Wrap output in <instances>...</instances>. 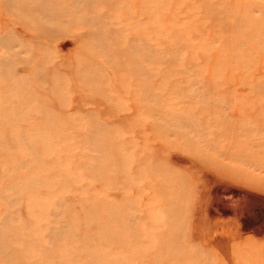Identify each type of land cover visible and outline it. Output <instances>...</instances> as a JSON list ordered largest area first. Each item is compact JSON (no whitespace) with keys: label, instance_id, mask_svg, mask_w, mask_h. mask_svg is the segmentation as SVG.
Listing matches in <instances>:
<instances>
[{"label":"rangeland","instance_id":"obj_1","mask_svg":"<svg viewBox=\"0 0 264 264\" xmlns=\"http://www.w3.org/2000/svg\"><path fill=\"white\" fill-rule=\"evenodd\" d=\"M0 264H264V0H0Z\"/></svg>","mask_w":264,"mask_h":264}]
</instances>
